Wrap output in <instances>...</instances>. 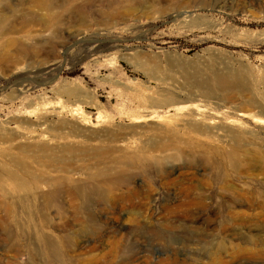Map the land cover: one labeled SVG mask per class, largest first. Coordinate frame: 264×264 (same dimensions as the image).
<instances>
[{
  "label": "rangeland",
  "instance_id": "obj_1",
  "mask_svg": "<svg viewBox=\"0 0 264 264\" xmlns=\"http://www.w3.org/2000/svg\"><path fill=\"white\" fill-rule=\"evenodd\" d=\"M37 1L0 0V264H264V0Z\"/></svg>",
  "mask_w": 264,
  "mask_h": 264
},
{
  "label": "bare ground",
  "instance_id": "obj_2",
  "mask_svg": "<svg viewBox=\"0 0 264 264\" xmlns=\"http://www.w3.org/2000/svg\"><path fill=\"white\" fill-rule=\"evenodd\" d=\"M67 2H68V0H61V1H59V0H38L37 1V3L47 5L46 10L49 12H51L55 8H62L63 12L68 11ZM9 12L13 13L12 11H9ZM9 12L8 11L5 12V11L0 9V22L3 20L2 16H4L6 13H9ZM187 13H189V11L185 10L184 12H182V14H179V15L186 18V17H188ZM48 19H49V21L47 22L44 19H42L41 17H39L38 19H33L31 22L34 21L35 24L42 26V25L53 24V22H54L53 20L58 21V19H56L55 17H52L50 15H49ZM28 23H30V20H23L19 23L18 27L17 26L15 27L14 31H9V32L10 33H12V32L13 33H19L20 31H23V28H25V26ZM4 33L5 32H3V34ZM45 35H47L46 32L41 36H45ZM24 41L34 42V43H38V44L40 43V42H37L36 38H34L32 36L25 37ZM18 44L19 43L17 42V40H14V38L4 39V41L2 42V45L0 47V62L1 63H4V64L5 63H12V64L14 63L12 67L16 68L15 58H17L18 56H20L22 54L24 55L27 52L25 48H22V45L18 46ZM171 61H173V60H171ZM169 62H170V59H169ZM211 75H212V77L209 79L207 77H200V75H198L196 72H194V73H192V75H186L185 80L187 81V84H190L191 86L200 88L202 91L201 92L202 95L205 93L203 96L208 95L209 92H205L203 90H206L209 84H214V86H216V88H218V89H220V91L226 93L227 91L239 88V85L241 83H243V81H244L243 74L240 70H237V71H232V70L231 71L230 70L229 71L228 70L213 71ZM64 92L71 95V93H73V90H66V91L64 90ZM74 95H76V94H74ZM77 95H79V94H77ZM261 112L264 113V110H261ZM144 117H146V116L141 115V116H138L137 118H144ZM257 120H259V122L263 121L262 119H257ZM237 129H239V128H237ZM22 150H24V148H22ZM100 151H102V150H99V151L97 149L93 150V152H96L98 154ZM46 156H47V158H46L47 163H52L53 158L49 155H46ZM9 163L11 165H16L17 168H19L21 170L25 169V165L22 163L21 160L10 158ZM7 165H8L7 163L4 164L3 167L1 168V171L3 173H7L12 178H16L17 175L15 173H13ZM108 171H109V169H108ZM0 204H2L0 206H2V208L5 212V215L9 216L10 215L9 204L7 205L5 200L1 201ZM2 218H4V217L0 216V226L5 232H7V231H9V227L7 225H5L4 220ZM6 242H7V240H6ZM51 253H52V255L55 256L56 250H52ZM47 255H49V253ZM62 255H64V254H62Z\"/></svg>",
  "mask_w": 264,
  "mask_h": 264
}]
</instances>
